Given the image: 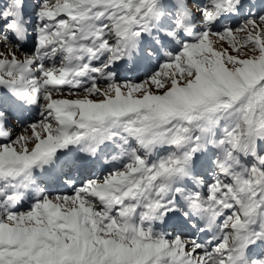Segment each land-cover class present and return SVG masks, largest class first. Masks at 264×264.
Segmentation results:
<instances>
[{
    "label": "snow or ice",
    "instance_id": "1",
    "mask_svg": "<svg viewBox=\"0 0 264 264\" xmlns=\"http://www.w3.org/2000/svg\"><path fill=\"white\" fill-rule=\"evenodd\" d=\"M0 264H264V0H0Z\"/></svg>",
    "mask_w": 264,
    "mask_h": 264
}]
</instances>
